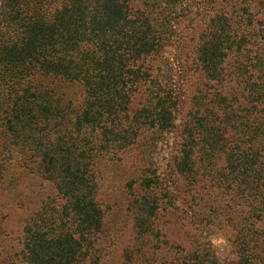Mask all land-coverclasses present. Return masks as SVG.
<instances>
[{
	"label": "trees",
	"instance_id": "obj_1",
	"mask_svg": "<svg viewBox=\"0 0 264 264\" xmlns=\"http://www.w3.org/2000/svg\"><path fill=\"white\" fill-rule=\"evenodd\" d=\"M196 1L209 19L196 39L194 63L217 85L213 86L212 98L207 94L196 98L179 142L178 167L185 176L193 172L197 179L199 152L215 155L212 170L207 171V166L206 171L226 172L227 179L235 175L241 197L246 200L243 209L234 214L239 218L258 214L256 220H262L264 0ZM191 2L2 0L0 179L12 163L15 145L31 139L34 152L40 156L39 163L34 161L39 172L58 180L65 198L63 226L58 230L55 222L60 216H52L49 224L32 222L25 226L21 259L16 264L97 261L93 245L102 231L103 210L97 199L95 161L104 153L132 145L145 130L168 131L174 126L179 95L154 76V61L172 39V21L178 10ZM233 58L252 72L246 95L245 88L241 96L238 91L230 96L224 92ZM49 76L82 86L85 99L79 111L71 109L72 103L62 104L56 86L40 79ZM155 87L159 91L153 95L150 90ZM139 93L144 100L133 112L132 104ZM232 95L238 96L235 102ZM242 97L247 99L244 106ZM240 111L247 113L246 120H239V115L243 118ZM231 116L236 118L234 122ZM229 132L239 137L235 145L230 144ZM208 145L211 148L206 150ZM220 152L227 153V165L215 169ZM18 158L25 167L34 163L22 154ZM248 218L245 229L257 228L263 234V226L257 227Z\"/></svg>",
	"mask_w": 264,
	"mask_h": 264
},
{
	"label": "rangeland",
	"instance_id": "obj_2",
	"mask_svg": "<svg viewBox=\"0 0 264 264\" xmlns=\"http://www.w3.org/2000/svg\"><path fill=\"white\" fill-rule=\"evenodd\" d=\"M197 2L193 0L178 10L172 21V39L154 61V76L179 95L174 126L168 131L145 130L132 145L116 153H104L95 161L103 225L94 238L93 256L97 261L93 264H264V233L257 228L244 227L249 224L245 219L250 217L248 219L255 221L257 227L262 225L264 229V218L256 220L258 214L239 218L234 214L246 203L236 176L227 179L226 172H207L212 170L215 155L208 156L204 150L199 152L198 180L193 178V172L187 177L178 167L179 142L196 98L206 94L212 98L217 85L194 63L196 39L209 19ZM174 34L177 37L174 38ZM234 58L229 62L228 70L232 74L226 80L224 92L230 96L238 91L241 96L245 88L246 95L252 72L246 71L245 65L238 61L241 66L237 67ZM40 79L56 86L62 104L72 103L75 113L80 110L79 105L85 99L80 84L61 83L50 76ZM158 88L150 93L156 95ZM238 96L232 95L231 101L235 102ZM142 97L140 93L136 95L133 112L141 107ZM241 102L244 106L246 97H242ZM240 114L243 118L239 115V120H246L247 113L240 111ZM231 118L233 122L236 120L234 116ZM227 137L230 144L238 142L239 137L232 132ZM15 146L12 163L0 179V264L20 262L27 224H49L52 216H60L55 228L63 226L65 198L58 188V180L46 178L49 176L39 172L36 163L40 156L34 152L31 139L21 140L20 145ZM19 153L36 163L22 166ZM217 156L215 169H223L228 155L220 152ZM241 227L244 231H239Z\"/></svg>",
	"mask_w": 264,
	"mask_h": 264
}]
</instances>
